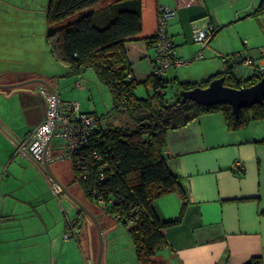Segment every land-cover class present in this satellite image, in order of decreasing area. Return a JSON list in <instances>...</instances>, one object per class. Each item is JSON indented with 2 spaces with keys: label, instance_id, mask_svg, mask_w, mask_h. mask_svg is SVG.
<instances>
[{
  "label": "crops",
  "instance_id": "crops-1",
  "mask_svg": "<svg viewBox=\"0 0 264 264\" xmlns=\"http://www.w3.org/2000/svg\"><path fill=\"white\" fill-rule=\"evenodd\" d=\"M260 2L157 0L158 8L175 13L168 22L167 33L178 57L191 60L201 55L200 61L210 59L204 69H215L199 82L186 78L180 83L198 84L219 74L231 57L250 61L255 68L251 52L264 43V14L252 16ZM21 10L7 0H0V26L4 28L3 31L0 28V85L42 79L55 89L59 105L66 106L67 102H63L66 97L60 93L61 80H67L66 86L73 81L71 88L76 89L75 84L80 83L83 86L80 89H84L83 79L81 76L68 77L66 69L63 75L54 74V63L47 55L41 69L22 67L26 52L21 49L24 42L7 27L15 26ZM208 26L217 31L210 43L207 46L194 43L193 32ZM123 48L133 81L140 86L152 75L154 50L144 42H127ZM260 57L264 58L262 50ZM259 64L263 65L264 60ZM41 88L27 86L0 91V264H95L97 245L94 247L91 233L89 236L87 226L83 225L84 215H78L69 200L72 207H68L67 214L61 207L65 196H55L51 181L37 168L35 170L59 203L63 219L49 228L43 225L40 229L23 230L20 226H11V220H4L1 214L16 213L11 186L20 180L16 162L18 156L23 158L15 154L16 144L45 119L46 102ZM71 99L69 105L75 104L80 113H91L87 108L81 110L78 95ZM162 154L169 170L178 177L185 190L186 201L175 192L152 202V209L161 223L179 219L176 224L161 230L164 246L157 251L154 261L160 264H249L259 259L260 264H264V120L252 121L240 130L229 131L221 113L206 114L184 128L168 132ZM58 161H64L62 152L56 155L52 143L49 165L53 175L98 218L104 234L110 229V222L117 221L85 202L77 187L71 184L72 177L62 178ZM27 228L33 227L27 225ZM65 234L69 235L67 241L63 239ZM84 235L88 247L86 258L78 249ZM121 263L112 258L101 264Z\"/></svg>",
  "mask_w": 264,
  "mask_h": 264
},
{
  "label": "trees",
  "instance_id": "trees-1",
  "mask_svg": "<svg viewBox=\"0 0 264 264\" xmlns=\"http://www.w3.org/2000/svg\"><path fill=\"white\" fill-rule=\"evenodd\" d=\"M158 10L157 0H48L45 12V39L53 59L67 70L68 77L82 76L91 69L111 97L112 112L129 121L103 130L94 114L83 113L96 117L98 126L85 137L69 166L71 184L85 202L99 203L98 212L127 228L138 264H160L154 257L164 246L161 230L179 221L161 223L152 202L175 192L186 201L185 190L162 154L167 133L216 112L222 114L229 131L264 120V100L261 105L240 110L237 117L227 105L206 108L190 101L181 103V92L206 88L221 77L225 87L236 90L256 84L259 79L254 71L243 85L233 78L234 65L246 62L234 57L225 61L222 72L201 83L174 80L179 97L171 104L164 100L166 83L153 75L141 84L150 88L151 95L145 99L136 97L139 85L133 81L123 46L127 42H144L153 47ZM263 14L261 0L252 16ZM216 32L214 29L206 46ZM68 107L69 104L60 105L65 112ZM77 213L82 215L78 210ZM249 264H260V260Z\"/></svg>",
  "mask_w": 264,
  "mask_h": 264
},
{
  "label": "rangeland",
  "instance_id": "rangeland-1",
  "mask_svg": "<svg viewBox=\"0 0 264 264\" xmlns=\"http://www.w3.org/2000/svg\"><path fill=\"white\" fill-rule=\"evenodd\" d=\"M7 1L22 9V14H20L18 17L19 21H15V26H7L10 32L12 31L11 33H16V36L20 39L19 41L24 42V46L22 45L21 49L26 52H24L22 57V67L26 66L41 69L44 63L43 61L46 59L45 57L47 55L48 57L50 56L49 58L52 59L54 63V74L59 76L63 75L65 73V68L53 59L46 44L45 34L47 25L45 20V12L48 0ZM0 28H2L3 31L4 28L2 26H0ZM257 48L251 52L255 63V68H258L260 66L259 63L264 60L263 57H260L261 50L264 51V43H262V45H258ZM189 60L190 59L183 61L188 62ZM209 61L210 59H205L203 61L197 60L180 69H177L176 71H166L161 76V80L166 83V88L164 90L165 102L167 104H171L177 97H179L174 80L180 83V80L192 78L194 80H198L199 82L200 78L204 77L208 72L214 73V68L211 69L212 71L204 69V66H206ZM243 65L244 64L234 65L231 71L233 78L242 85L251 79L255 69L254 67ZM222 70L223 69H221V71ZM81 78L85 84L84 87L87 89L84 88L78 90L76 88H71L73 81H71L72 83L66 86L65 81L67 80H61L60 83L62 84V87L60 93L62 96L65 95L66 97L65 101H63L67 102L66 106L69 104L68 102L73 100L71 97L78 95V99H80L82 104L81 110H85L86 108L89 109L90 112L99 119L100 126L103 130L129 124V121L126 117L112 112L111 97L106 88L99 82L95 73L91 69L85 71ZM87 83H89V85H86ZM137 90L138 92H136ZM135 95L138 98L145 99L151 95V90L148 87L144 88L142 85H140L135 90ZM52 143L54 145L56 155L59 156L63 151L62 142L59 139L54 138ZM17 159V177L20 180L18 183L15 182L11 186L16 203V213H1L4 220L10 219L11 226H20L23 228V230L35 228L40 229L43 225L48 226L49 228L55 225L54 223L62 220L63 216L60 212V205L55 201L49 185L46 184L42 176L35 170L36 167H34V165H32L30 162H27V160L25 161V159L19 156ZM57 164L62 178L70 179L71 175L69 162L64 160L62 163H60L58 161ZM61 184L63 185V183ZM69 191L71 194V190ZM62 201L61 207L68 214L69 208L72 207L71 203L65 197H63ZM89 205L94 207V209H101V205L99 203L92 202ZM44 210L47 212L41 213ZM27 225L33 228H27ZM83 225L87 226L89 236L91 233L94 247H96V245L98 246L95 228L85 215L83 219ZM109 226L110 229L105 231L104 234L102 233V262L105 263L107 260L112 261V258H117L118 261L122 262L121 264H138L134 258V246L130 240L127 228L122 226L121 223L119 224L118 222L114 221H111ZM112 226H114L113 229ZM84 237L85 238H80V247L78 249L80 255L83 253L86 258L88 247L86 243V235H84ZM112 241H114V243H112Z\"/></svg>",
  "mask_w": 264,
  "mask_h": 264
},
{
  "label": "built area",
  "instance_id": "built-area-1",
  "mask_svg": "<svg viewBox=\"0 0 264 264\" xmlns=\"http://www.w3.org/2000/svg\"><path fill=\"white\" fill-rule=\"evenodd\" d=\"M174 17L175 13L170 9L159 8L156 40L152 47L155 53L152 72L154 77H161L168 70L180 69L193 61L202 59L201 55H197L188 62H184L178 57L172 39L167 33L168 22ZM213 31L214 29L210 26L198 29L193 32L192 40L194 43L206 46ZM244 65L252 67L253 64L250 61H246ZM254 73L256 78L260 79L264 75V64L255 68ZM75 86L78 89L83 88L80 83H76ZM40 92L46 102L45 119L30 135L16 144L15 154L25 158L27 149H32L39 143L43 144L51 133L54 122H56V138L63 144L62 159L70 163L73 154L83 146L85 137L98 126V120L94 116L80 113L75 104L69 105L67 112L62 111L59 103L56 105L54 99L46 90L41 88ZM51 187L55 196L62 194L60 189L52 182ZM68 237L69 235L65 234L64 240L67 241Z\"/></svg>",
  "mask_w": 264,
  "mask_h": 264
},
{
  "label": "water",
  "instance_id": "water-1",
  "mask_svg": "<svg viewBox=\"0 0 264 264\" xmlns=\"http://www.w3.org/2000/svg\"><path fill=\"white\" fill-rule=\"evenodd\" d=\"M224 78H218L211 81L206 88H195L190 91L181 92V103L190 101L201 107H215L227 105L231 108L235 117L242 109H251L253 106L261 105L264 100V75L258 82L250 87L239 90L224 86ZM27 86H40L46 90L58 105V95L55 89L42 79H29L13 85H0V91L8 92L18 90ZM56 122L53 129L43 144H38L25 151V159L30 161L49 181L56 185L61 193L92 223L97 234V254L95 264L102 263L103 255V238L101 226L97 218L76 198H74L67 189L53 175L49 158L51 157L52 140L56 138ZM39 158V159H38Z\"/></svg>",
  "mask_w": 264,
  "mask_h": 264
}]
</instances>
